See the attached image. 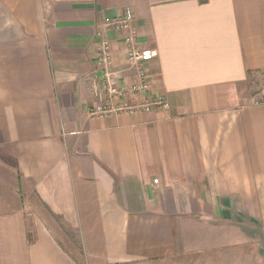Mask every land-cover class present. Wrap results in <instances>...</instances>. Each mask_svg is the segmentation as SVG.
Masks as SVG:
<instances>
[{
	"label": "crops",
	"instance_id": "0c3cea01",
	"mask_svg": "<svg viewBox=\"0 0 264 264\" xmlns=\"http://www.w3.org/2000/svg\"><path fill=\"white\" fill-rule=\"evenodd\" d=\"M131 11L168 108L91 117ZM264 0H0V264H264ZM156 180V181H154Z\"/></svg>",
	"mask_w": 264,
	"mask_h": 264
},
{
	"label": "built area",
	"instance_id": "2783aa9c",
	"mask_svg": "<svg viewBox=\"0 0 264 264\" xmlns=\"http://www.w3.org/2000/svg\"><path fill=\"white\" fill-rule=\"evenodd\" d=\"M135 15L131 11L106 18L104 25L110 29L127 31L124 37L126 45L125 57L127 69L134 71V82L122 85L118 81L117 71L110 69L111 45L107 39L101 40L96 51L98 63L102 66L100 81V103L91 106L88 114L91 117H100L116 111H142L148 112L153 108H168V101L163 97L141 98L131 104L124 100L131 94H144L150 88V74L148 63L150 53L136 44L133 23ZM257 102L264 103V93ZM156 181V180H154Z\"/></svg>",
	"mask_w": 264,
	"mask_h": 264
},
{
	"label": "rangeland",
	"instance_id": "374dc122",
	"mask_svg": "<svg viewBox=\"0 0 264 264\" xmlns=\"http://www.w3.org/2000/svg\"><path fill=\"white\" fill-rule=\"evenodd\" d=\"M263 90L262 83L260 81V78L257 75H252L247 80V91L250 94V97L253 99H257L260 95V93Z\"/></svg>",
	"mask_w": 264,
	"mask_h": 264
}]
</instances>
